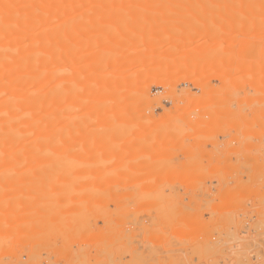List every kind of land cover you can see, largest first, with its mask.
Segmentation results:
<instances>
[{
	"label": "rangeland",
	"instance_id": "rangeland-1",
	"mask_svg": "<svg viewBox=\"0 0 264 264\" xmlns=\"http://www.w3.org/2000/svg\"><path fill=\"white\" fill-rule=\"evenodd\" d=\"M109 1L107 3H105L104 1V4L101 3V1L98 5L96 4L97 1H94V4L96 5L93 6H90V4H92L93 2L89 3V6L92 7V10H95L93 9L94 6L97 8L98 6H101L99 7L101 8V10H98H104V12L106 11V14L101 12L100 15H102V18L99 17L100 19L97 18L95 19L96 21L92 20V15L89 12V9L88 13H86V9L84 10V14L79 13V16L81 17L78 16V13L73 14V12L76 13V10L78 11L79 8L84 6H81V3L78 4L75 3L76 1H72L74 2L73 4H75V7L72 6L73 4L70 1V4L69 2L67 3L70 8L69 6L68 8L65 7V14L69 13V15L64 14V16L67 18H63V20L66 19L67 22L64 20L65 22L63 24L68 23L67 26L69 29H67V26L65 25L66 29L64 28V31H68H66L67 33H64V36L67 37L68 40H66L67 38H65V54L62 66L64 70L67 71L63 70V72H61L62 76L60 74L59 77H56V79L63 77L66 81L70 82V85L68 84L69 86H67V82H64V79V81L61 80L62 78L60 79L61 81H63L62 86L66 88H64V101L67 104V107L66 104H63V106L65 107V123L63 126L64 130L67 129L65 132L63 131V136L67 135V137L64 138L62 136L64 139L63 143L65 141V144L63 146V150H65L66 152H64L65 163H39L34 162V160L26 162L21 161L13 164L0 163V264H254L251 261L252 255H256L258 257L259 264H264V77H262L261 75L263 81L261 80L260 82H258L261 77L257 80V74L252 75V73L259 72V70H256V72L253 71L255 70V68L257 69L256 63L260 62L261 58L258 57V61L257 59L256 61L253 59L255 62L253 60L248 61V59L253 56L252 55L249 57H245L244 60L238 63V66L237 63H231L234 60V56H237L239 53H243L245 47L244 45L247 41V38L245 37H248L249 39L252 38L250 35L251 31L246 30L244 27L249 24V18L247 19L246 17L240 15L239 17H242L243 19H237V17L231 18L233 20L231 22L229 19H223L226 13L224 15L222 13L224 10L228 9L227 7H225L227 5H224L225 2L223 0L222 2L224 3L221 2V4L223 5L220 4L221 0H215L217 2H215L214 0H203V2L205 1V4L201 2L202 0H194L196 2L200 1L199 4H196L197 6L193 4L192 0V2L188 0L187 2L191 3L190 6H192V8L196 12H194V10L190 8L189 4L185 6L187 2L180 3L174 2V0H171V2L177 3L178 5L180 4L184 8L186 7V12L185 9H178L179 7L173 6L176 5L174 3H172L173 5L170 4L171 2L167 4L165 0V2H160L161 0L157 1L159 2L158 4L156 3V0L155 2L154 0L152 2H147L146 0V2L142 0H126V2H122L123 0H111L113 1V3ZM114 1L116 2V4L118 3L117 5H119V7L116 6L115 8ZM207 1V4L209 6H217V8H215L216 10L214 9V7L210 8L211 6H207ZM214 2L217 3L216 6L215 4H211ZM125 3H127L125 5L126 7L123 6ZM147 3L151 5L152 8L150 6H147ZM227 3H229L230 5V2ZM135 5H137L138 8H135ZM231 5L228 7H231ZM89 6L86 8H90ZM222 6L224 7V9L222 8ZM120 7L123 8V10L125 9L126 12L119 9ZM195 7L198 8V10ZM199 7L201 11L199 10ZM219 7L223 11H221ZM238 7V11H240L242 8L240 6ZM236 8L234 7V9ZM113 9L114 11H112ZM142 9L149 10V14L146 15L145 13L147 10L142 11ZM107 10H109V12L112 11L115 14L112 12V14H110ZM150 10L157 11V14H155L154 11L153 13ZM163 10H166L167 12L172 10L173 12H177L173 13V16L176 14H183V17H173L171 16V12L168 13V17H165L167 13H163L165 14L164 16L161 15V13L164 12ZM228 10L229 11H227V14L231 11V9ZM129 11H132L133 13L131 14L129 13ZM158 11L160 12V14H158ZM192 11L195 13L193 16H195L196 18L193 16L184 18V15L186 14L190 16V14H192ZM206 11L207 15L205 14ZM238 11L236 9V11L233 12L236 13ZM107 12L110 15H108ZM119 12L122 13L120 14ZM123 12H125V14ZM135 12H137V15L138 12H145L143 14L146 16L144 18V15L142 14L143 18L139 19L137 15L136 17L132 16ZM213 12H215L216 14H213ZM219 12L223 17L219 15ZM71 13L74 16H70L72 15ZM89 13L90 15H88ZM130 14L131 16H126ZM196 14H199L201 16H196ZM148 15L150 17H148ZM156 15L161 16L157 17ZM215 15L217 19H219L220 16V19L223 20H219L218 22L215 18ZM205 16H207L208 18L210 17L209 20L208 18H206V20L212 23H207L204 19ZM68 17L77 18H75L74 22V20L72 21V18L69 19ZM155 17L157 19H155ZM212 17L214 18L212 19ZM78 18L81 19V21ZM84 18H86V21L88 20V22H86ZM103 18L105 20L107 19L108 21H104ZM160 18L161 21H165L168 18L172 22L165 21L166 23L164 22V25L163 22L160 21ZM174 18H178V21L179 19L182 20V26L184 24L185 25L182 27L180 25L181 23H178V25L177 21L173 22L175 20ZM191 18L194 20H192ZM234 19H236L235 22L238 23L235 24ZM68 20L70 21L68 22ZM224 20H226L225 24L227 25L225 27L223 24ZM245 20L248 21V23H246ZM56 21L59 22L61 20L58 19ZM56 21L51 20L50 24L53 25L52 27L48 21L42 22L40 25H38L39 27L37 29L39 31H41L40 29H47V25L49 24L52 29V33H54V26L56 25H54V22ZM93 21L96 23L98 22L99 24H96ZM117 21H119V23ZM129 21L130 27H128L129 25L127 24L129 23ZM153 21L155 24L152 23ZM192 21H197L195 22L196 26L192 25L194 24V22ZM102 22H106L109 25ZM115 22H117V24ZM187 22L188 24L190 23V27H188ZM240 22L243 29L246 30L244 31V33L243 31H240L242 30ZM219 23L223 24L222 28L220 26L221 24ZM121 24L126 27L124 28V30L120 28L119 25ZM105 25H107L108 28L110 27L112 29L111 32H108L110 29H107L108 31L106 30L107 26L105 27ZM139 25L143 29H135V27H138ZM167 25L171 26L170 31L176 29V31L173 32H180V34L178 32V35H181L180 37L178 36L179 40L177 39V36H175L177 34L173 35L175 36L174 39L173 36L169 38L172 33L170 31H167L168 29L164 30L168 27ZM208 25L209 27L211 25V27L208 28ZM213 25L215 28L218 27V29L216 28V30L218 32L220 30L221 33H218ZM235 25L240 28L235 27ZM75 26L78 27V30H76ZM144 26L147 29H145ZM200 26H202L203 29ZM82 27L83 33L84 29L88 27L103 31L100 32L97 30V34H102H96L97 36H92L94 38L92 39V37L88 35V32L87 34L85 33L86 35L80 32ZM119 28L123 32L120 31ZM159 28L162 29H160L161 32ZM206 28H208V34L206 33ZM256 28L257 26L255 28L253 27L252 31L254 29L255 31H257ZM188 29L195 33H193L191 36L190 32H188ZM212 29H214V32H211ZM114 30H116L115 33L119 31L118 34L115 35L118 40L116 39V37H114L115 33L112 32ZM209 30L211 31L209 32ZM222 30L225 31V35L222 34ZM131 31L134 32H132L133 38H131ZM261 31L264 32V30ZM144 32H146L148 35H145L146 33L144 34ZM162 32H168L171 33V35L167 33L169 36L166 37L167 34H163ZM181 32H183L184 34H182ZM263 32L261 34H264ZM135 33L137 34L134 35ZM157 33H162L164 35L163 37H166L167 40L165 41V39L162 40L160 38H157V41L156 38L155 40H148L149 37L147 36H151V34L155 35ZM201 33L204 34L201 35ZM126 35L128 36V39H126ZM159 35L158 37H160ZM241 35L243 37H240ZM70 36H72L73 39H71ZM134 36H137L138 38ZM144 36L148 39L146 40ZM97 37H99V40H97ZM101 37H103L102 39L104 41L112 42L115 46H113L112 43L108 42L107 44L105 42V44L107 45L105 46ZM151 38H153V36H151ZM134 39H137L138 41ZM143 39L146 41V43ZM189 39L191 40L189 41ZM73 40L74 42H72ZM112 40H114L115 42ZM234 40L236 41V45H238L236 46L234 44V46H236L234 48H236L237 50H234L232 46ZM88 41H93L94 45H97L94 47L95 49L91 48L93 43L90 42L89 45ZM100 41L101 43L99 44ZM118 41H120L121 43H119ZM134 41L141 44H136L133 47L132 44L135 43ZM153 41V45L148 44L153 43ZM168 41L170 42V44H167L169 43ZM227 41L233 51L232 49H229V51L231 50L230 53L224 55L223 51H228ZM127 43H129L128 45L132 46L127 47ZM143 43L146 45H144ZM162 43L168 45L167 47L164 45L163 48H166L165 51L162 48ZM176 43L181 44V46L179 44V46H177ZM117 44L118 46H116ZM156 44L158 45V48L156 47ZM77 45L79 47H77ZM101 45H103V47ZM154 45L156 49L152 48L154 47ZM215 45L218 46L216 47ZM70 46L77 48L75 49L71 47L70 52ZM80 46L82 49L80 48ZM83 46L87 48L85 49L83 48ZM141 46L145 47V49H143ZM219 46L223 51L220 52L221 49H218ZM225 46L226 48H224ZM100 47L103 48V51H105L104 54L106 55L104 59H102L103 61L101 60V57H103V55L102 49ZM104 47H107V49ZM117 47L119 48V50L116 49ZM173 47L174 49L176 48L175 50H178V52L176 51L175 53L174 49H170ZM141 48L143 49V52L141 51ZM197 48H200V50ZM206 48H208V50ZM72 49L74 51H72ZM79 49L81 50L79 51ZM99 49L100 53L98 52ZM129 49H134L135 52H128ZM189 49L193 51L191 52ZM210 49L211 51L208 52ZM123 50L125 54H123ZM147 50H149L150 54H154V57L149 53L147 54ZM201 50L202 52H199ZM154 51L156 53H154ZM187 51L189 53H187ZM214 51L217 53L214 54ZM203 52H205V54ZM206 52L208 53V55ZM232 52H235L233 58ZM109 53L111 54L109 55ZM128 54H131V57H128ZM108 55L110 58L108 57ZM135 55L138 58L135 57ZM161 55L163 57L165 55L166 56L165 58L159 57ZM169 55L175 57L172 58V56ZM216 55L220 56L217 58V60L215 59ZM229 55L232 59L228 58ZM144 56L146 59L143 58ZM156 56L157 58L155 59ZM192 56L197 57H195L196 59H193ZM198 56L201 59H199ZM222 57H224V62L226 59L227 61L230 60V62L228 63L232 64V68L234 66L239 68L237 69L234 67V70H232V68H228L227 61L224 64ZM86 58L88 59V62L86 61L82 63L86 60ZM167 58L169 59L167 60ZM131 59L134 61H132ZM137 59L138 61H136ZM78 61L80 62L78 63L79 65L77 64ZM92 61V65L94 64V72L91 69L93 66L91 65V67H89ZM140 61L142 62V64ZM186 61L187 63L189 62V64H191L192 66L189 64L186 65ZM122 62L125 64L124 67H122ZM148 62H150V64ZM154 62H159L158 64H156V66L159 65L158 68L155 66ZM166 62H168V64ZM54 63L55 61L53 62V64ZM110 63L112 66L110 65ZM121 63L122 65L120 66L119 64ZM144 63L146 64L143 65ZM152 63H154V66ZM196 63H198L199 67L195 68V66L197 65ZM250 63H253L254 66H249ZM169 64L172 69L168 67ZM183 64L186 65L185 68ZM116 65L118 67H116ZM257 65H261V63H257ZM126 66H129L127 69H125L126 71L123 69L124 71L121 70L120 72H118L120 69L126 68ZM149 66L151 67L147 69L146 67ZM99 67L102 68L99 69ZM243 67L245 69L250 68L249 71H247L248 69L246 70L247 72L243 70L246 73L249 72V75L241 70L243 69ZM96 68H98L99 72H97V70H94ZM219 69L222 70L219 71L220 73L217 72ZM69 70L71 72H69L70 74L68 73ZM167 70L169 71L167 72ZM227 70H232L234 74L232 72H228ZM105 71H107V73H110H106L107 78L109 77L110 80L111 78H114L111 81L109 79H106L108 83L105 81ZM185 71L189 72L187 73ZM192 71H194V73ZM96 72L98 73L97 75H95ZM130 72H133L132 75L134 79L132 78ZM72 73L77 77H74ZM80 73V77H83L84 79H80ZM117 73H121V76ZM177 73H179V75ZM226 73L229 74L230 77ZM239 73L240 75L241 73H245L246 75H244L246 77L243 74L236 77V75ZM100 74L102 75V77ZM125 74H127V77L125 76ZM128 74H130V76H128ZM135 74L139 77V81L141 79V84H136L138 83V81H136L138 77H136ZM195 74H198L201 77H196L197 75L195 76ZM232 74L235 78L232 76ZM173 75L175 77H173ZM55 76H53L54 80ZM239 76L243 77L240 78ZM124 77H126L127 80L131 82V84L130 82L126 81ZM178 77L182 78L183 80H178ZM147 78L148 81L146 82ZM189 78H191L192 80ZM193 78H199L198 80H195L198 82H194ZM225 78H227L228 81L224 80ZM246 78L248 79V81ZM116 79L119 84L115 82ZM169 79L171 82L169 81ZM202 79L205 80L201 81ZM239 79L241 80L238 81ZM86 80H88L89 82ZM163 81H165L167 84L163 83ZM79 82H82L83 84L81 85V83L79 84ZM90 82L92 83V85L89 84ZM127 82L128 86L126 85L122 87V85H125ZM199 82H202V85H204L205 82L209 83H205V85L202 86ZM73 83L75 90L72 88ZM112 83L113 85H110ZM108 84L110 85V88L108 87ZM133 84H135L136 86L138 85V87H136L135 85V88L130 87L133 86ZM75 85L77 86L75 87ZM94 85L97 86L94 87ZM118 85L121 86L122 89L125 88L126 91L119 88ZM117 87L119 91L121 89L120 92H117ZM181 87H183L184 89ZM78 88H81V91L77 90ZM99 88L100 91L104 92L103 95L107 94L108 97H102V95L100 94L102 92L99 93L98 91ZM248 88L249 90H247ZM138 89H142V92H140V90L137 93ZM236 89H238V91L234 92ZM69 91H71V93H69ZM77 91L79 94L77 93ZM91 91H98V95ZM105 91L112 92L110 93L111 97L110 95H108V93H105ZM128 91H132V95H128ZM159 91L166 93L168 91L167 94L169 95H165L164 93H160ZM228 91L231 92L230 94L233 95V97L229 94ZM203 92L204 94H206V92L208 94L203 95ZM247 92L250 94H248ZM65 93L68 96L65 95ZM144 93L147 94L145 95ZM71 94H74V96ZM177 94L180 95V98ZM228 94L230 95V97H232L231 99ZM220 95L222 96V98H219ZM129 96L131 98H129ZM138 96L142 98L144 97L142 99L143 101H141L142 104L140 103L141 99L140 97L138 98ZM83 97L87 100H85ZM100 97H102L106 101H97L102 100V98ZM80 98L86 101L83 102L81 100L82 103L87 104H82L81 102H79ZM127 98H129V101H127ZM134 98L136 99L134 100ZM125 100L128 103V110L127 107H124V109H122L124 106L123 102H125ZM93 101L95 102V104H89L91 106H88V103H93ZM131 101H134V104ZM129 102L132 105H130ZM101 103H103L104 105V107L102 105L103 109L101 107ZM105 104H107L108 106L106 107ZM86 105L90 107V109ZM93 105H96V107H93ZM113 105L115 107V110L114 108H112ZM141 105H144L142 110L141 107H139ZM84 106L88 108V110L87 108H85L87 111H85V109L82 110ZM131 106L133 107L131 108ZM105 108L109 109H106L108 112L112 109V111L109 113L110 115H115V118H113L114 120L107 117L109 116V113H107ZM137 108H140L139 110L141 111L137 112ZM82 111H85L83 112L84 114H87L89 112L87 114L88 116L81 115L83 114ZM66 113H68L69 116ZM99 115H104V117H106L103 118ZM112 115L110 117H113ZM81 116H85V121H88L89 124L86 123L84 121V118L82 119ZM89 116L91 117L89 118ZM93 116L96 122L93 120ZM74 118H77V122ZM79 118L80 120H78ZM99 118L103 121H106V125L107 122L110 121L111 123H108L109 127H105L106 125L102 126L100 124L101 121ZM118 118H120V122H117ZM68 120L70 121V123H68ZM122 121L123 123H127L120 124L122 123ZM67 123L71 124L74 130L71 129L72 127L70 128ZM72 123H74V125ZM65 124L67 125V127H65ZM77 124H81L80 126L85 128L84 130L88 128L86 132H89V129L92 132H89L90 134H87L85 131H83V129L82 131H80L81 127H79ZM116 125H120L118 126L119 130L117 129ZM90 126L96 127L92 129ZM109 128L113 129L111 130ZM73 131H75L76 134ZM72 132L75 135L70 134ZM77 132H79V134ZM94 133H96V135ZM101 133L105 134V138L101 136L103 135ZM110 134L115 138H113ZM121 134L124 137H122ZM87 135H91V138L88 139L89 137H87ZM68 136H70L72 139L70 138V140ZM82 136H84L86 139H84V137ZM73 137L75 139H79L75 140L77 141V146L74 145L75 141H73ZM103 138L105 140L108 139L107 143L104 142L105 140ZM100 139H103L104 141H99ZM111 139L113 140V142ZM90 140L91 144H89ZM110 140L112 143L109 142ZM98 141L100 142V144L98 143ZM67 143L70 146L67 145V147ZM69 143H72V145ZM108 144H112L111 146L117 149L106 147L109 146ZM113 144L115 146H113ZM84 145H89V149H87L88 146H85L84 148ZM101 145L106 148L103 149ZM69 147H74V150L70 149L71 153H73L74 155L69 153V150H66L69 149ZM79 149L80 152H76L79 151ZM86 149L88 150V152ZM97 149L100 150L98 151ZM24 150L26 151V149ZM24 150H21V152H23ZM10 151L11 150H7V152ZM92 153L93 155L91 156ZM106 153L108 156L105 155ZM75 154L78 157H75ZM82 155L83 157H85V159H88H83V157H81ZM103 155L105 157H102ZM93 156L95 158L97 156L101 158L100 161L99 158H96V160ZM91 157H93V159H91ZM76 158L79 160H77ZM69 159L71 161H77H73L72 163H70L71 161H69ZM102 159L103 161H101ZM68 161L69 163H67ZM101 171H103L104 173L106 172L107 174L104 175ZM9 172L11 173V175H8ZM206 214H209V217H206ZM241 256H246L247 262H240V260L238 259ZM196 257L199 258L198 262L195 261Z\"/></svg>",
	"mask_w": 264,
	"mask_h": 264
},
{
	"label": "bare ground",
	"instance_id": "bare-ground-1",
	"mask_svg": "<svg viewBox=\"0 0 264 264\" xmlns=\"http://www.w3.org/2000/svg\"><path fill=\"white\" fill-rule=\"evenodd\" d=\"M70 1H71V3L73 4L74 2H72V1H76L75 3H81V6L82 5H84L83 7H81V8H79L78 9V11L76 10V13L75 12H73V14H77L78 13V16L80 15L79 13H82V14H84V10L86 9V13H88V9H89V12L91 13V18H92V20H95V19H97V18H99V17H101L102 15H100V13L101 12H103V13H105L104 12V10L103 11H99L98 9H100L101 10V8H99V7H101V6H98V8L97 7H95L94 6V8L93 9H95V10H92V7H90V6H93V5H98L99 4V2H101V3H103L104 1H105V3H107L108 1L107 0H0V163H7V164H13V163H18V162H21V161H24V162H26V161H31V160H34V162H39V163H55V162H64L65 163V157H64V152H65V150H63L64 149V144H65V141H64V143H63V137L65 138V137H67V135L65 136H63V133L67 130L66 128V130H64V123H65V121H64V119H65V107L63 106V104L65 105L66 103H65V98H64V91H65V87H63L62 86V82L65 80V78H63V77H60L59 79L57 78L56 79V77H59L60 76V74H61V72H63V70H64V68H63V60H64V54H65V38H67V37H65L64 36V33H67L66 31H68V30H66V31H64L66 28H65V25L67 26V24L65 23V24H63L65 21H66V19H64L63 20V18H67V17H65L64 16V14H65V7H67L68 8V2H69V4H70ZM81 1V2H80ZM82 1H83V4H82ZM94 1H99L98 3L96 2V4H94ZM107 1V2H106ZM111 1V0H110ZM109 1V2H110ZM116 1V0H115ZM114 1V3H115V8H116V6H118L119 7V5H117L116 4V2ZM137 1V0H136ZM142 1H144V2H152L153 0H142ZM157 1H160V0H156V3L158 4L159 2H157ZM164 0H161L160 2H163ZM166 2H167V4L168 3H170L171 2V0H165ZM164 1V2H165ZM188 0H179V1H175L174 0V2H180V3H186ZM191 1V0H190ZM193 1V4L194 5H196V4H199L200 3V1H194V0H192ZM191 1V2H192ZM215 1V0H214ZM218 1H220V0H218ZM224 2H225V4L224 5H227V6H225V7H227L228 9H231V11L230 12H228V14H227V11H229L228 9H226V10H224V11H226V12H224L223 10H221L220 9V7H219V9L221 10V11H223V15H224V17L222 16V14L220 13L219 15L220 16H222L223 17V19H229L230 20V22L231 21H233L231 18H236L237 17V19H239L240 17V15L241 16H243V17H246L248 20H249V24L247 25V26H244L245 27V29L246 30H248V31H251L250 32V35H251V37L252 38H248V37H245V38H247V41H246V43H245V47H244V50H243V53H239L237 56H234V53L236 52H232V58H233V56H234V60L231 62L232 64H235V63H237V66H238V63H240L242 60H244V58L245 57H249V56H252V57H250V59H248V61L249 60H255L256 61V59L258 58V57H260L261 59H260V62H257L258 64H260L261 63V65H257V63H256V67H257V69L255 68V70L253 71V72H256V70L258 71L259 70V72L261 71V70H263V71H261L260 72V74H259V72H256V73H252V75L254 74V75H256V77H257V80L261 77V75H262V77H264V34H261L263 31H261V30H264V0H223ZM230 2V5H231V7H228V6H230L229 5V3H227V2ZM91 2H93L92 4H90V6H89V3H91ZM112 3H113V1H111ZM122 2H126V0L124 1H122ZM133 2V1H132ZM154 2H155V0H154ZM174 2H171L170 4L171 5H173L172 3H174ZM201 2H203V0L201 1ZM205 2V1H204ZM203 2V4H205ZM215 2H217V1H215ZM211 3L212 5L213 4H215V6H216V4L217 3ZM221 2H222V0L220 1V4H221ZM224 2H222V3H224ZM100 3V4H101ZM139 3V2H138ZM155 3V4H156ZM208 3V1L206 2V4ZM104 4V3H103ZM120 4V3H119ZM127 3H125L123 6H125ZM128 4H129V2H128ZM133 4V3H132ZM144 4V3H143ZM156 4V5H157ZM174 4H176V5H173V6H175V7H179L178 9H185L184 7H182L180 4L178 5L177 3H174ZM189 4V6L191 5V3L190 2H187V4H185V6L186 5H188ZM202 4V5H203ZM114 5V4H113ZM178 5V6H177ZM221 5H223V4H221ZM72 6H75V4H73ZM90 7V8H86V7ZM128 6V5H127ZM147 6H150L151 7V5H149L148 3H147ZM197 6V5H196ZM207 6H209L208 4H207ZM211 6V5H210ZM209 6V7H210ZM236 6H237V8H236ZM238 6H240L242 9L240 10V11H238ZM76 7V6H75ZM74 7V8H75ZM126 7V6H125ZM135 8L137 7V5H135L134 6ZM134 7H132V8H134ZM160 7V6H159ZM165 7H166V5H165ZM208 7V8H209ZM212 7H214V5L213 6H211L210 8H212ZM234 7L237 9V11L238 12H236V13H234L235 11H236V9H234ZM69 8H70V6H69ZM96 8H97V10H96ZM111 8V7H110ZM130 8V7H129ZM138 8V7H137ZM152 8V7H151ZM172 8H174V7H172ZM188 8V7H187ZM190 8H192V6H190ZM189 8V9H190ZM196 8V7H195ZM204 8H205V5H204ZM215 8H217V6L216 7H214V9ZM222 8L224 9V7L222 6ZM73 9V8H72ZM91 9V10H90ZM119 9H121L122 11H125L126 12V10L124 9L123 10V8H119ZM154 9V8H153ZM160 9H162V8H160ZM177 9V10H178ZM193 9V8H192ZM197 10H198V8H196ZM70 10V9H69ZM131 10V9H130ZM140 10H141V7H140ZM147 9H142V11H146ZM166 10H167V8H166ZM166 10H163L164 12H162L161 13V15H165L166 13V15H165V17H168V13H170L171 12V16H173V13H177V12H173L172 10H170L169 12H167ZM169 10V9H168ZM174 10H176V9H174ZM191 10V9H190ZM194 10V9H193ZM199 10H200V7H199ZM216 10V9H215ZM218 10V9H217ZM234 12H233V11ZM67 11V10H66ZM72 11V10H71ZM74 11V10H73ZM108 12H109V10H107ZM112 11H114V9L112 10ZM111 11V12H112ZM120 11V10H119ZM141 11V12H142ZM150 11H152V10H150ZM154 11V10H153ZM152 11V12H153ZM166 11V12H165ZM179 11V10H178ZM182 11V10H181ZM201 11V10H200ZM108 12H107V14H108ZM109 12L110 14H112V13H114V12ZM125 12H123L124 14H125ZM141 12H138V15L136 14L137 12H135L132 16H135L136 17V15H137V17H139V19L140 18H143V13H145V12H143V13H141ZM149 12V10H147L146 11V15L147 14H149L148 13ZM151 12V13H152ZM155 12V14H157L156 12L157 11H154ZM153 12V13H154ZM185 12H186V9H185ZM194 12H196L195 10H194ZM193 11H192V14H190V16L188 15V14H186V15H188V16H186V15H184V18L186 17H192L195 13H194ZM210 12V11H209ZM67 13V12H66ZM90 13L88 14V15H90ZM102 13V14H103ZM117 13V12H116ZM120 13V12H119ZM122 13V12H121ZM120 13V14H121ZM129 13H133L132 11L130 12L129 11ZM151 13H150V15H151ZM152 13V14H153ZM163 13H165V14H163ZM199 13V12H198ZM203 13V12H202ZM215 12H213V14H214ZM230 13V14H229ZM234 13V14H233ZM238 13V14H237ZM68 15H69V13H67ZM67 14H65V15H67ZM72 14V13H71ZM70 15V16H74V15ZM106 14V13H105ZM104 14V15H105ZM110 14H108V15H110ZM115 14V13H114ZM113 14V15H114ZM131 14L130 15H126V16H131ZM143 14V15H142ZM154 14V15H155ZM158 14H160V12L158 11ZM206 15H207V11H206V13H205ZM212 14V13H211ZM216 14V13H215ZM142 15V16H141ZM146 15H144V18H145V16ZM153 15V16H154ZM161 15H156L157 17L158 16H161ZM199 15V14H198ZM197 14H196V16H198ZM202 15H204V14H202ZM218 15V16H219ZM236 15V16H235ZM64 16V17H63ZM162 16V17H163ZM175 17L176 16H182L183 17V14H176V15H174ZM173 16V17H174ZM199 16H201V15H199ZM208 16H209V13H208ZM220 16H219V19H217V17H216V15H215V18H216V20L219 22V20H223V19H220ZM79 17H81V16H79ZM111 17V16H110ZM118 17V16H117ZM148 17H150L149 15H148ZM169 17H170V15H169ZM173 17H172V20H173ZM193 17H195V16H193ZM204 17V16H203ZM53 18H54V20L56 21V20H58V19H60L61 21H63V22H61V21H59V22H54V25L56 24H58L56 27L54 26V28L56 29H54V33H52V29H51V27L53 26V25H51L50 23H51V20L52 21H54L53 20ZM57 18V19H56ZM69 18V17H68ZM72 18V21L74 20V22H75V18H77V17H71ZM71 18H69V19H71ZM89 18H90V16H89ZM102 18V17H101ZM108 18V17H107ZM115 18V17H114ZM126 18V17H125ZM179 18V17H178ZM177 18V19H178ZM196 18V17H195ZM206 18H208L207 16H205V20H206ZM210 18V17H209ZM209 18H208V20H209ZM214 17H212V19H213ZM79 19V18H78ZM78 19H76V20H78ZM85 19V21H86V18H84ZM100 19V18H99ZM104 19V18H103ZM118 19V18H117ZM121 19V18H120ZM134 19V18H133ZM149 19V18H148ZM155 19H157L156 17H155ZM165 19V18H164ZM168 19V18H167ZM165 20V21H167V22H169V21H171L170 19H168V20ZM175 19V18H174ZM177 19H175L173 22H176L177 21V24L179 23H181L180 25L182 26V20H180L179 19V21L177 20ZM192 19V18H191ZM190 19V20H191ZM240 19H243L242 17L240 18ZM80 21H81V19H79ZM112 20V19H111ZM110 20V21H111ZM123 20V19H122ZM129 20V19H128ZM163 20V19H162ZM189 20V19H188ZM192 20H194V19H192ZM208 20H206V22L208 23H212V22H210V21H208ZM235 20L236 19H234V23L236 24V23H238V22H235ZM46 21H48L49 22V24L51 25V27H50V25L48 24L47 26H48V28L47 29H40L41 31H39L37 28L39 27L38 25H40L42 22H46ZM70 20H68V22H69ZM96 21V20H95ZM101 21V20H100ZM104 21H108L107 19L105 20L104 19ZM160 21H161V18H160ZM165 21H161V22H163V24L165 25ZM214 21H215V19H214ZM225 21L226 20H224V27L225 26H227L226 24H225ZM239 21V20H238ZM67 22V21H66ZM83 22V21H82ZM86 22H88V20L86 21ZM94 22V21H93ZM118 23H119V21H117ZM117 22H115L116 24H117ZM122 22V21H121ZM120 22V23H121ZM146 22V21H145ZM165 22V23H164ZM172 22V21H171ZM170 22V23H171ZM192 22H194V24H192V25H195V22H197V21H192ZM198 22H199V20H198ZM202 22V21H201ZM229 22V21H228ZM228 22H226V23H228ZM241 22H244V21H241ZM241 22H240V26H241ZM245 22L246 23H248V21H246L245 20ZM94 23H96V22H94ZM102 23H106V22H102ZM101 23V24H102ZM134 23V22H133ZM153 24H155L154 23V21L152 22ZM157 23H159V22H157ZM186 23V22H185ZM74 24V23H73ZM82 24V23H81ZM87 24H89V23H87ZM87 24H86V26H87ZM96 24H99L98 22L96 23ZM107 24V23H106ZM124 24V23H123ZM128 25L130 24V21H129V23H127ZM147 24V23H146ZM168 24V23H167ZM172 24V23H171ZM178 24V25H179ZM184 24V23H183ZM190 24V23H189ZM188 24V22H187V25H188V27H190V25ZM201 24V23H200ZM203 24V23H202ZM219 24H221V23H219ZM223 24H221L220 26H221V28H222V26H223ZM63 25H64V27H63ZM107 25H109V24H107ZM107 25H105V27L107 26ZM125 25V24H124ZM124 25H119L120 26V28H122V30H124V28H126V27H124ZM133 25V24H132ZM131 25V26H132ZM143 25H145V24H143ZM169 25V24H168ZM167 25V26H168ZM176 25V24H175ZM185 25V24H184ZM183 25V26H184ZM205 25H206V23H205ZM233 25V24H232ZM91 26V25H90ZM122 26V27H121ZM136 26V25H135ZM140 26V25H139ZM135 27V29H138L139 28V30H140V28H142L141 26L140 27ZM149 26V25H148ZM155 26V25H154ZM159 26V25H158ZM182 26V27H183ZM196 26V25H195ZM215 26H216V24H215ZM217 26H219V25H217ZM257 26V28H256V30L257 31H255V29L252 31V29H253V27L255 28ZM103 27H104V25H103ZM103 27H102V29H103ZM111 27H112V25H111ZM117 27H118V25H117ZM128 27H130V25L128 26ZM157 27V26H156ZM165 27V26H164ZM180 27V26H179ZM186 27V26H185ZM199 27V26H198ZM201 28H202V26H200ZM206 27H207V25H206ZM210 27H211V25H210ZM209 27V25H208V28H210ZM213 27H214V25H213ZM212 27V28H213ZM235 27H238V26H236L235 25ZM234 27V28H235ZM242 27V26H241ZM65 28V29H64ZM75 28H76V30H78V27H76L75 26ZM80 28V27H79ZM85 28V27H84ZM95 28H96V26H95ZM95 28H91V27H88V28H86V29H84V33H83V27L81 28V31L80 32H82L83 34H87V32H88V35L89 36H93V37H96L98 34L100 35V34H102V33H98L97 34V30L98 29H96L95 30ZM98 28V27H97ZM100 28H101V26H100ZM99 28V29H100ZM119 28V30L120 31H122L121 29ZM144 28L145 29H147L145 26H144ZM208 28H206V33L208 32ZM215 28V27H214ZM217 29H218V27H216ZM216 28H215V30H216ZM233 28V27H232ZM238 28H240V27H238ZM67 29H69L68 28V26H67ZM107 29H110L109 31L107 30ZM132 29H134V28H132ZM143 29V28H142ZM149 29V28H148ZM161 28H159V30H160ZM164 29V28H163ZM166 29H168L167 31H170V29H171V26H168L167 28H165L164 30H166ZM172 29H173V27H172ZM180 29V28H179ZM200 29V28H199ZM203 29V28H202ZM227 29H228V27H227ZM36 30H37V32H36ZM106 30L108 31V32H111V28L109 27L108 28V26L106 27ZM162 30V29H161ZM161 30H160V32H161ZM184 30V29H183ZM189 30V29H188ZM214 29H212V31L211 30H209V32L211 31V32H214L213 31ZM230 30V29H229ZM233 30V29H232ZM236 30V29H235ZM246 30H244L243 29V27H242V30H240L241 32L243 31V33H244V31H246ZM259 30V31H258ZM51 31V32H50ZM86 31V32H85ZM98 31H100V30H98ZM103 31V30H102ZM102 31H100V32H102ZM115 31L116 30H114V31H112L113 33H115ZM147 31V30H146ZM149 31V30H148ZM153 31H154V29H153ZM173 31H176V29H174ZM173 31H170L171 33H172V35H171V33H168V34H170L171 36H169L166 32L165 33H163V34H167V36L166 37H168L169 36V38L170 37H172L173 35H175V34H177V35H175V36H177V39H178V36L180 37L181 35H178V32L176 33V32H173ZM185 31V30H184ZM217 31V30H216ZM239 31V32H240ZM73 32V31H72ZM106 32V31H105ZM119 32V31H118ZM118 32H116L115 34H114V37H116L115 35L116 34H118ZM123 32V31H122ZM132 32L133 31H131V34H132ZM159 32V31H158ZM188 32H190V34H191V36H192V34L193 33H195V32H192V31H188ZM204 32V31H203ZM218 32V31H217ZM219 32L221 33V31L219 30ZM218 32V33H219ZM224 32L225 31H223L222 30V34L223 35H225L224 34ZM236 32V31H235ZM234 32V33H235ZM77 33V32H76ZM104 33V32H103ZM125 33V32H124ZM134 33V32H133ZM146 32H144V34H145ZM161 33V34H162ZM174 33V34H173ZM182 34H184L183 32H181ZM228 33V32H227ZM231 33V32H230ZM229 33V34H230ZM264 33V32H263ZM85 34V35H86ZM97 34V35H96ZM109 34H112V33H109ZM108 34V35H109ZM129 34H130V32H129ZM128 34V35H129ZM137 33H135L134 35H136ZM153 34V33H152ZM151 34V36H153V38H151V36L149 35V36H147V37H149V39L148 38H146L145 36V39L147 40H150V39H154L155 40V38H156V41L158 40L157 38H160V39H165V41L167 40V38L165 37H163L164 35L162 34H160V33H157L160 37H158V35L157 34H155V35H157V36H155V35H152ZM179 34H180V32H179ZM186 34V33H185ZM204 33H201V35H203ZM208 34V33H207ZM210 34H213V33H210ZM209 34V35H210ZM246 34V33H245ZM66 35H69V34H66ZM82 35V34H81ZM88 35H87V37H88ZM96 35V36H95ZM123 35V34H122ZM140 35V34H139ZM145 35H148L147 33L145 34ZM228 35V34H227ZM226 35V36H227ZM237 35H239V34H237ZM242 35H244V34H242ZM240 36V37H243V36ZM250 35H248V36H250ZM84 36V35H83ZM106 36V35H105ZM104 36V37H105ZM127 36V35H126ZM125 36V37H126ZM155 36V37H154ZM175 36H173V39L175 38ZM183 36V35H182ZM194 36V35H193ZM198 36V35H197ZM196 36V37H197ZM225 36V37H226ZM229 36V35H228ZM231 36V35H230ZM247 36V35H246ZM69 37V36H68ZM71 37V39H73L72 38V36H70ZM74 37V36H73ZM92 37V39H94ZM100 37V36H99ZM99 37H97L98 39L97 40H99ZM109 37H111V36H109ZM119 37V36H118ZM129 37H131V36H129ZM134 37H137V36H134ZM141 37V36H140ZM162 37V38H161ZM185 37H187V36H185ZM216 37V36H215ZM234 37V36H233ZM238 37V36H237ZM78 38H79V36H78ZM85 38V37H84ZM90 38V37H89ZM103 37H101V39H102ZM123 38V37H122ZM131 38H133V34H132V37ZM138 38V37H137ZM168 38V39H169ZM214 38V37H213ZM217 38H218V36H217ZM216 38V39H217ZM220 38V37H219ZM86 39V38H85ZM110 39H113V38H110ZM116 39H117V37H116ZM126 39H128V36H127V38ZM125 39V40H126ZM159 39V40H160ZM172 39V38H171ZM176 39V40H177ZM183 39H184V37H183ZM234 39V38H233ZM249 39V40H248ZM66 40H68V38L66 39ZM74 40H76V39H74ZM74 40L72 41V42H74ZM80 40V39H79ZM87 40V39H86ZM89 40V39H88ZM96 40V39H95ZM103 40V39H102ZM118 40V39H117ZM119 40H120V38H119ZM124 40V39H123ZM133 40V39H132ZM134 40H137V39H134ZM140 40V39H139ZM144 40V39H143ZM152 40H151V42H152ZM179 40V39H178ZM187 40V39H186ZM185 40V41H186ZM191 39H189V41H190ZM193 40V39H192ZM235 40H237V39H235ZM233 41L234 43L232 44V46H233V49L234 50H237L236 48H234V47H236V46H238V45H236V41ZM240 40V39H239ZM82 41V40H81ZM112 41H114V40H112ZM138 41V40H137ZM175 41V40H174ZM242 41V40H241ZM78 42V41H77ZM90 42H92L93 44H92V47L91 48H93V49H95L94 47L95 46H97V45H94V42L93 41H90ZM90 42L88 41V43H89V45H90ZM103 42H104V45L105 46H107L106 44H107V42L108 43H112V42H109V41H104L103 40ZM105 42H106V44H105ZM115 42V41H114ZM119 43H121L120 41H118ZM127 42H128V40H127ZM135 43L134 44H132L133 45V47H134V45H136V44H141V43H136V41H134ZM144 42L146 43V41L144 40ZM169 42V41H168ZM211 42V41H210ZM213 42V41H212ZM215 42V41H214ZM101 43V41L99 42V44ZM123 43V42H122ZM130 43V42H129ZM129 43H127V47L128 46H132V45H128ZM148 43V42H147ZM161 43V42H160ZM165 43H167V42H165ZM172 43H174V42H172ZM180 43V42H179ZM178 43V44H179ZM223 43V42H222ZM74 44V43H73ZM144 44V43H143ZM148 44H150V45H153L154 44V41H153V43H148ZM147 44V45H148ZM159 44V43H158ZM163 44V43H162ZM167 44H170V42L169 43H167ZM177 44V43H176ZM177 44V46H181V44H179L178 45ZM211 44V43H210ZM227 44H228V46H227V50L228 51H223L222 49H221V45H223V44H221L219 47H218V49H221L220 50V52L221 51H223V54L225 55V54H229L230 53V51H229V49H232V48H230V44L228 43V41H227ZM234 44L236 45V46H234ZM238 44V43H237ZM72 45V44H71ZM80 45V44H79ZM112 45H113V43H112ZM122 45V44H121ZM126 45V44H125ZM144 45H146V44H144ZM164 45L165 44H163V46H162V48L164 47ZM183 45V44H182ZM200 45V44H199ZM205 45H206V43H205ZM214 45V44H213ZM242 45V44H241ZM73 46V45H72ZM72 46H70V52H71V47ZM75 46V45H74ZM102 47H103V45H101ZM108 46H109V44H108ZM113 46H115V45H113ZM112 46V47H113ZM116 46H118V44L116 45ZM158 45L156 44V47H157ZM161 46H159V47H161ZM166 47L168 46V45H165ZM170 46V45H169ZM186 46V45H185ZM188 46V45H187ZM204 46V45H203ZM202 46V47H203ZM216 46V45H215ZM218 46V45H217ZM216 46V47H217ZM226 46L224 47V48H226ZM69 47V46H68ZM77 47H79L78 45H77ZM76 47V48H77ZM89 47V46H88ZM102 47H100L101 49H102V55H103V57H101V54H100V57H101V60L102 59H104V57L106 56L104 53H105V51H103V48ZM137 47H138V45H137ZM140 47V46H139ZM142 47V46H141ZM148 47V46H147ZM152 47V46H151ZM171 47V46H170ZM176 47V46H175ZM190 47V46H189ZM197 47V46H196ZM215 47V48H216ZM72 48H75V47H72ZM75 48V49H76ZM80 48H81V46H80ZM83 48H85L84 46H83ZM87 48V47H86ZM85 48V49H86ZM96 48H99V47H96ZM104 48H106L107 49V47H104ZM126 48V47H125ZM143 49H145V47H142ZM141 48V51L143 50ZM150 48V47H149ZM153 49H156L155 48V45H154V47H152ZM158 48V47H157ZM181 48V47H180ZM208 48H209V46H208ZM208 48H206L207 50H208ZM213 48V47H212ZM82 49V48H81ZM81 49H79V51L81 50ZM84 49V50H85ZM93 49H91V50H93ZM109 49V48H108ZM114 49V48H113ZM117 50H119V48L117 47L116 48ZM138 49V48H137ZM152 49V50H153ZM161 49V48H160ZM164 49V51L166 50V48H163ZM170 49H174V47L173 48H170ZM176 49V48H175ZM174 49V50H175ZM182 49H183V46H182ZM197 49H199L200 50V48H197ZM203 49V48H202ZM233 49H232V51H233ZM88 50H89V48H88ZM87 50V51H88ZM116 50V51H117ZM126 50V49H125ZM140 50V49H139ZM190 51H191V49H189ZM195 50V49H194ZM207 50H204V51H207ZM72 51H74L73 49H72ZM127 51V50H126ZM130 51H134V49L132 50V49H129V51L128 52H130ZM156 51V50H155ZM154 51V53H156ZM170 51V50H169ZM176 51L178 52V50H175V53H176ZM193 51V50H192ZM191 51V52H192ZM211 51V49L208 51V52H210ZM241 51V50H240ZM82 52V51H81ZM84 52V51H83ZM93 52V51H92ZM94 52H95V50H94ZM99 53H100V49H99V51H98ZM114 52V51H113ZM123 52V54H125V52H124V50L122 51ZM135 52V51H134ZM143 52V51H142ZM147 52V54L149 53V50H147L146 51ZM199 52H202V50L201 51H199ZM215 52V51H214ZM225 52V53H224ZM67 53H68V50H67ZM86 53V52H85ZM118 53H120V52H118ZM118 53H116V54H118ZM133 53V52H132ZM138 53V52H137ZM136 53V54H137ZM174 53V52H173ZM180 53H182V52H180ZM187 53H189L188 51H187ZM204 54H205V52H203ZM207 53V52H206ZM213 53V52H212ZM217 52H215L214 54H216ZM79 54H81V53H79ZM92 54V53H91ZM98 54V53H97ZM111 53H109V55H110ZM150 54V53H149ZM158 54V53H157ZM169 54V53H168ZM168 54H167V56H168ZM179 54V53H178ZM191 54V53H190ZM214 54H213V56H214ZM220 54V53H219ZM222 54V55H223ZM72 55H73V53H72ZM109 55H108V57H109ZM118 55H120V54H118ZM117 55V56H118ZM131 55V54H130ZM129 54H128V57H131ZM141 55V54H140ZM144 55V54H143ZM142 55V56H143ZM150 55H153V57H154V54H150ZM149 55V56H150ZM189 55V54H188ZM200 55V54H199ZM207 55H208V53H207ZM210 55V54H209ZM79 56V55H78ZM112 56V55H111ZM127 56V55H126ZM138 56H139V54H138ZM166 56V55H165ZM165 56L163 57L162 55L161 56H159V57H163V58H165ZM169 56H172V55H169ZM182 56V55H181ZM184 56V55H183ZM80 57V56H79ZM79 57H78V59H79ZM135 57H137L136 55H135ZM173 57H175V56H172V58ZM185 57H187V56H185ZM193 57V56H192ZM195 57H197V56H195ZM195 57H193V59L195 58ZM218 57H220V56H217L216 55V60H217V58ZM231 56L229 55V57L228 58H230ZM81 58V57H80ZM89 58V57H88ZM94 58V57H93ZM110 58V57H109ZM119 58V57H118ZM138 58V57H137ZM142 58V57H141ZM143 58H145V56L143 57ZM150 58V57H149ZM157 58V56L155 57V59ZM171 58V57H170ZM198 58H199V56H198ZM197 58V59H198ZM211 58H213V57H211ZM223 58L224 57H222V60H223ZM227 58V57H226ZM232 58H230V59H232ZM73 59H74V57H73ZM96 59V58H95ZM112 59V58H111ZM146 59V58H145ZM169 58H167V60H168ZM175 59V58H174ZM181 59V58H180ZM182 59H183V57H182ZM181 59V60H182ZM189 59V58H188ZM187 59V60H188ZM192 59V58H191ZM192 59V60H193ZM196 59V58H195ZM199 59H201V58H199ZM84 60V59H83ZM88 59L86 58V60L85 61H83L82 63H84V62H86ZM122 60V59H121ZM120 60V61H121ZM132 60V59H131ZM171 60V59H170ZM173 60V59H172ZM178 60V59H177ZM185 60H186V58H185ZM211 60H213V59H211ZM216 60H215V62H216ZM253 60V61H254ZM259 59H257V61H258ZM55 61V65L53 64V62ZM76 61V60H75ZM94 61V60H93ZM93 61L91 62V64H90V66L89 67H91V65H92V63H93ZM103 61V60H102ZM125 61V60H124ZM132 61H134V60H132ZM136 61H138V59L136 60ZM157 61V60H156ZM155 61V62H156ZM160 61H161V59H160ZM176 61V60H175ZM183 61V60H182ZM190 61V60H189ZM197 61V60H196ZM227 61V59L225 60V62ZM254 61V62H255ZM262 61V62H261ZM88 62V61H87ZM108 62V61H107ZM141 62V61H140ZM154 62V63H155ZM169 62H171V61H169ZM179 62V61H178ZM198 62V61H197ZM223 62H224V60H223ZM225 62H224V64H225ZM228 62H230V60L229 61H227V63ZM252 62V61H251ZM253 62V63H254ZM78 63H80L79 61L77 62V64ZM81 63V64H82ZM106 63V62H105ZM118 63V62H117ZM123 63V62H122ZM122 63L121 64H119L120 66L122 65ZM149 64H150V62H148ZM154 63H152L153 64V66H154ZM159 63V62H158ZM158 63H155V66H156V64H158ZM167 64H168V62H166ZM186 63V65H188L189 64V62L187 63V61L185 62ZM208 63V62H207ZM210 63V62H209ZM220 63V62H219ZM231 63H228L227 65H228V68H232L231 67ZM253 63H250V65L249 66H254L253 65ZM67 64H68V61H67ZM66 64V65H67ZM102 64H103V62H102ZM131 64V63H130ZM134 64H136V63H134ZM141 64H142V62H141ZM146 63H144L143 65H145ZM178 64V63H177ZM197 65L195 66V68L196 67H199L198 66V63H196ZM248 64V63H247ZM54 65V66H53ZM73 65V64H72ZM72 65H70V66H72ZM79 65V64H78ZM85 65V64H84ZM97 65V64H96ZM110 65H111V63H110ZM115 65V64H114ZM173 65V64H172ZM175 65H176V63H175ZM184 65V64H183ZM186 65H184V68H185V66ZM189 65H191V64H189ZM195 65V64H194ZM76 66V65H75ZM81 66V65H80ZM93 67L91 68L92 69V71H93V68H94V64L92 65ZM101 66V65H100ZM103 66V65H102ZM104 66H105V64H104ZM112 66V65H111ZM119 66V67H120ZM125 66V64L123 63V66L122 67H124ZM159 66V65H158ZM158 66H156L157 68H158ZM162 66V65H161ZM166 66V65H165ZM192 66V65H191ZM207 66V65H206ZM217 66H218V64H217ZM222 66V65H221ZM230 66V67H229ZM239 66H241V65H239ZM66 67V66H65ZM68 67H69V65H68ZM67 67V68H68ZM116 67H118L117 65H116ZM129 67V66H128ZM127 66H126V68H122V69H120L118 72H120L121 70H125V69H127L128 68ZM131 67V66H130ZM151 66H149V67H146L147 69L148 68H150ZM163 67H164V64H163ZM168 67H170V64H169V66ZM182 67V66H181ZM189 67V66H188ZM235 67V66H234ZM234 67L232 68V70H234ZM82 68V67H81ZM102 68V67H101ZM100 67H99V69H101ZM104 68H106V67H104ZM110 68V67H109ZM171 68V67H170ZM220 68V67H219ZM227 68V67H226ZM235 68H237V67H235ZM239 68V67H238ZM237 68V69H238ZM260 68V69H259ZM73 69H74V67H73ZM90 69V68H89ZM112 69V68H111ZM110 69V70H111ZM145 69V68H144ZM172 69V68H171ZM178 69H179V67H178ZM188 69H190V68H188ZM236 69V70H237ZM248 69V70H247ZM249 69L250 68H244L243 67V69H241L242 71L243 70H247V71H249ZM252 69V68H251ZM80 70V69H79ZM83 70V69H82ZM95 71L97 70V72H99V70H98V68H96V69H94ZM123 70V71H124ZM138 70V69H137ZM160 70V69H159ZM174 70V69H173ZM232 70L231 71H229V70H227L228 72H232ZM240 70V71H241ZM64 71H67V70H64ZM76 71H78V70H76ZM122 71V72H123ZM126 71V70H125ZM157 71V70H156ZM169 70H167V72H168ZM183 71H184V69H183ZM195 71V70H194ZM194 71H192L193 73H194ZM219 71H222L221 69H219L217 72L218 73H220ZM245 71H243V72H245ZM246 71V72H247ZM252 71V70H251ZM70 72V70L68 71V73ZM85 72V71H84ZM90 72V71H89ZM94 72V71H93ZM96 72V74L95 75H97L98 73ZM117 72V71H116ZM150 72V71H149ZM185 72H187V71H185ZM189 72V71H188ZM187 72V73H188ZM197 72V71H196ZM245 72V73H246ZM64 73H66V72H64ZM67 73V74H68ZM71 73V72H70ZM69 73V74H70ZM91 73V72H90ZM104 73V72H103ZM102 73V74H103ZM106 73H107V71H105V77L107 76L106 75ZM174 73V72H173ZM233 73V72H232ZM238 73V72H237ZM245 73H241V75L243 74H245ZM263 73V74H262ZM57 74V75H56ZM68 74V75H69ZM73 74V73H72ZM107 74H110L109 72L107 73ZM117 74H120V76H121V73H117ZM130 74L132 75L133 74V72H130ZM130 74H128V76H130ZM138 74H139V71H138ZM142 74V73H141ZM178 75H179V73H177ZM224 74H225V71H224ZM224 74H220V75H224ZM227 74V73H226ZM234 74V73H233ZM232 74V76L234 77V75ZM247 75H249V72L248 73H246ZM245 74V75H246ZM56 75V76H55ZM80 75H81V73L79 74V77H80ZM90 75V74H89ZM101 75V74H100ZM136 75V74H135ZM158 75V74H157ZM181 75V74H180ZM191 75H192V73H191ZM197 75V76H196ZM228 76H229V74H227ZM227 75H226V77H227ZM238 75H240V73L239 74H237L236 75V77L238 76ZM240 75V76H241ZM244 75V76H245ZM260 75V76H259ZM53 76H55V80H54V77ZM61 76H62V74H61ZM70 76V75H69ZM73 76L75 77L76 75H74L73 74ZM109 76V75H108ZM112 76V75H111ZM110 76V77H111ZM115 76V75H114ZM125 76L127 77V74H125ZM172 76V75H171ZM195 76L196 77H198V76H200V75H198V74H195ZM217 76V75H216ZM239 76V77H240ZM77 77V76H76ZM78 77V78H79ZM92 77V76H91ZM94 77V76H93ZM98 77V76H97ZM101 77H102V75H101ZM117 77H118V75H117ZM126 77H124V79H126V81H128L127 80V78ZM136 77H138L137 75H136ZM153 77V76H152ZM173 77H175L174 75H173ZM172 77V78H173ZM177 77V76H176ZM188 77H189V75H188ZM191 77H193V76H191ZM201 77V76H200ZM203 77V76H202ZM220 77V76H219ZM230 77V76H229ZM232 77V78H233ZM243 77V76H242ZM242 77H240V78H242ZM246 77V76H245ZM247 77H249V76H247ZM251 77V76H250ZM262 77H261V79L260 80H258V82H260L261 80L263 81V79H262ZM62 78V79H61ZM66 78H71V77H66ZM81 78H83V77H80V79ZM120 78V77H119ZM132 78H133V75H132ZM131 78V79H132ZM164 78V77H163ZM165 78H166V76H165ZM164 78V79H165ZM221 78H222V76H221ZM231 78V79H232ZM235 78V77H234ZM252 78V77H251ZM63 80V81H61V80ZM75 79H77V78H75ZM84 79V78H83ZM97 79V78H96ZM103 79H104V77H103ZM106 79L108 80L109 79V77L107 78H105V81H106ZM114 78H111V80H113ZM123 79V80H124ZM134 79V78H133ZM152 79V78H151ZM150 79V80H151ZM159 79H160V77H159ZM171 79V78H170ZM170 79H169V81H170ZM179 79H182V78H179L178 77V80ZM189 79H191V78H189ZM194 79V78H193ZM199 79V78H198ZM198 79H194V82H198V81H195V80H198ZM209 79V78H208ZM220 79V78H219ZM238 79V78H237ZM247 79V78H246ZM253 79H255V78H253ZM252 79V80H253ZM110 80V79H109ZM110 80V81H111ZM122 80V79H121ZM158 80V79H157ZM172 80V79H171ZM183 80V79H182ZM192 80V79H191ZM203 80H205V79H202L201 81H203ZM224 80H227V78H225ZM241 79H239L238 81H240ZM251 80V81H252ZM78 81V80H77ZM82 81H84V80H82ZM86 81H88V80H86ZM92 81V80H91ZM136 81H138V83H136V84H141L142 82H140L141 81V79H140V81H139V77L137 78V80ZM148 81V78L146 79V82ZM161 81V80H160ZM167 81V80H166ZM173 81V80H172ZM175 81V80H174ZM185 81V80H184ZM228 81V80H227ZM247 81H248V79H247ZM249 81H250V79H249ZM254 81V80H253ZM252 81V82H253ZM64 82H67V86H69L70 84V82L69 81H64ZM89 82V81H88ZM87 82V83H88ZM94 82V81H93ZM100 82V81H99ZM103 82V81H102ZM107 83H108V81H106ZM115 82L117 83V84H119L118 83V81H117V79L115 80ZM114 82V83H115ZM128 82H130V81H128ZM128 82L125 84V85H122V87H124V86H128ZM133 82V81H132ZM140 82V83H139ZM145 82V83H146ZM150 82V81H149ZM159 82V81H158ZM171 82V81H170ZM176 82V81H175ZM226 82V81H225ZM233 82V81H232ZM255 82V81H254ZM264 82V81H263ZM71 83H72V81H71ZM81 83V85L83 84L82 82H79V84ZM95 83V82H94ZM104 83V82H103ZM111 83V82H110ZM135 83V82H134ZM163 83H166L165 81H163ZM177 83H178V81H177ZM199 83H201L200 85H202L203 83L202 82H199ZM205 83H209V82H205ZM205 83H204V85H205ZM69 84V85H68ZM85 84H86V82H85ZM89 84H91L92 85V83L90 82ZM122 84H124V83H122ZM130 84H131V82H130ZM129 84V85H130ZM167 84V83H166ZM74 83L72 84V88L75 90V88H74ZM99 85V84H98ZM110 85H113V83L112 84H110ZM109 84H108V87L110 86ZM135 84H133V86H134ZM204 85H202V86H204ZM64 86H66V85H64ZM77 85H75V87H76ZM80 86V85H79ZM85 86V85H84ZM97 85H94V87H96ZM119 86V85H118ZM133 86H130V87H132V88H135V86L133 87ZM164 86V85H163ZM71 87V86H70ZM90 87V86H89ZM92 87V86H91ZM122 87L121 86H119V88H121L122 89ZM136 87H138V85L136 86ZM143 87V86H142ZM141 87V88H142ZM165 87V86H164ZM163 87V88H164ZM201 87V86H200ZM65 88V89H64ZM71 88V89H72ZM101 88V87H100ZM100 88H99V93L100 92H102V91H100ZM106 88V87H105ZM110 88V87H109ZM167 88V87H166ZM178 88V87H177ZM181 88H183V87H181ZM70 89V88H69ZM81 88H78L77 90H79V91H81L80 90ZM113 89V88H112ZM117 89H118V87H117ZM121 89H120V91H121ZM137 89V88H136ZM145 89V88H144ZM175 89V88H174ZM184 89V88H183ZM242 89V88H241ZM85 90H86V88H85ZM85 90H84V92H85ZM88 90V89H87ZM92 90V89H91ZM103 90V89H102ZM106 90V89H105ZM122 90H125V88L124 89H122ZM130 90V89H129ZM132 90V89H131ZM141 90V91H140ZM138 89L137 90V93L140 91V92H142V89ZM147 90H148V88H147ZM233 90V89H232ZM247 90H249V88L247 89ZM247 90H245V91H247ZM72 91V90H71ZM71 91H69V93H71ZM89 91V90H88ZM95 91V90H94ZM97 91V92H98ZM112 91V90H111ZM119 91V89L117 90V92ZM119 91V92H120ZM126 91V90H125ZM144 91V90H143ZM165 91V90H164ZM236 91H238V89H236L234 92H236ZM68 92V91H67ZM84 92H83V94H84ZM91 92H93V91H91ZM97 92H93V93H96V95H98V93ZM132 91H128V95H132V93L134 92V90H133V92L131 93ZM160 92V91H159ZM176 92V91H175ZM175 92H174V95H175ZM229 92V91H228ZM227 92V93H228ZM73 93H76V92H73ZM77 93H78V91H77ZM88 93V92H87ZM86 93V94H87ZM103 93L104 92H102V93H100L101 95H102V97L104 96V97H108L107 96V94L106 95H103ZM105 93H108V95H110V93H112V92H107V91H105ZM114 93V92H113ZM129 93H131V94H129ZM155 93V92H154ZM160 93H164L165 95L168 93V91H167V93L166 92H160ZM159 93V94H160ZM177 93H181V92H177ZM231 92H229V94H230ZM232 93H233V91H232ZM241 93V92H240ZM240 93H239V95H240ZM248 93V92H247ZM79 94V93H78ZM89 94V93H88ZM121 94V93H120ZM124 94H127V93H124ZM140 94V93H139ZM145 94V93H144ZM147 94V93H146ZM145 94V95H146ZM206 94H208L207 92H206ZM206 94H204V92H203V95H206ZM219 94V93H218ZM228 94V95H229ZM248 94H250V93H248ZM65 95H67L66 93H65ZM71 95H73L74 96V94H71ZM114 95H118V94H114ZM114 95H113V97H114ZM123 95V94H122ZM121 95V96H122ZM142 95H143V93H142ZM141 95V96H142ZM144 95V96H145ZM149 95V94H148ZM167 95H169V94H167ZM178 95V94H177ZM177 95H176V97H177ZM222 95V94H221ZM220 95V97L219 98H222V96ZM228 95H227V97H228ZM231 95V94H230ZM230 95H229V97H230ZM236 95H237V93H236ZM236 95H235V97H236ZM238 95V96H239ZM242 95V94H241ZM244 95V94H243ZM68 96V95H67ZM83 96V95H82ZM92 96V95H91ZM100 96V95H99ZM136 96H137V94H136ZM179 96V98H180V95H178ZM218 96V95H217ZM232 97H233V95H231ZM71 97V96H70ZM81 97V96H80ZM88 97H89V95H88ZM97 97V96H96ZM102 97H100V98H102ZM110 97H111V95H110ZM125 97H126V95H125ZM140 96H138V98H139ZM165 97V96H164ZM172 97V96H171ZM174 97V96H173ZM204 97V96H203ZM206 97V96H205ZM232 97H230V99L232 98ZM84 98V97H83ZM87 98V97H86ZM116 98V97H115ZM117 98H120V97H117ZM129 98H131L130 96H129ZM129 98H127V101H129ZM144 98V97H143ZM142 97H140V103L142 104V102L141 101H143L142 99H143ZM149 98V97H148ZM160 98V97H159ZM208 98V97H207ZM224 98V97H223ZM73 99V98H72ZM71 99V100H72ZM85 99V98H84ZM82 100V98H80V101L79 102H81L82 103V101L84 102L85 100H87V99H85V100ZM110 99V98H109ZM108 99V100H109ZM114 99V98H113ZM136 98H134V100H135ZM166 99V98H165ZM229 99V98H228ZM227 99V100H228ZM239 99H241V98H239ZM67 100V99H66ZM79 100V99H78ZM82 100V101H81ZM105 99H103L102 98V100H97V101H101V102H103ZM107 100V101H108ZM122 100V99H121ZM133 100V99H132ZM234 100V99H233ZM68 101V100H67ZM106 101V100H105ZM112 101V100H111ZM116 101V100H115ZM117 101H119V100H117ZM136 101H139V100H136ZM230 101V100H229ZM86 102V101H85ZM131 102H133V104H134V101H131ZM99 103V102H98ZM124 103V106H123V108L122 109H124V107H127V110H128V103L126 102V100H125V102H123ZM130 103V102H129ZM73 104H74V100H73ZM76 104H77V102H76ZM82 104H87V103H82ZM89 104H95V102L93 101V103H88V106H91V105H89ZM120 104V103H119ZM122 104V103H121ZM137 104V103H136ZM79 105V104H78ZM97 105V104H96ZM96 105H93V107H96ZM102 105H103V103H101V107H102ZM106 105V107L108 106L107 104H105ZM110 105V104H109ZM123 105V104H122ZM127 105V106H126ZM130 105H132L131 103H130ZM87 106V105H86ZM87 106V107H88ZM99 106V105H98ZM121 106V105H120ZM119 106V107H120ZM135 106V105H134ZM144 106V105H143ZM143 106L141 105V106H139V107H141V110H142V108H143ZM66 107H67V104H66ZM76 107V106H75ZM74 107V108H75ZM87 107H85L84 106V108H82V110H84L85 108H87ZM103 107H104V105H103ZM103 107H102V109H103ZM133 106H131V108H132ZM71 108V107H70ZM89 109H90V107H88ZM88 108H87V110H88ZM98 108V107H97ZM109 108H110V106H109ZM112 108H114V110H115V107H114V105H113V107ZM117 108V107H116ZM67 109H69V108H67ZM92 109V108H91ZM94 109H96V108H94ZM107 108H105V110H106ZM121 109V108H120ZM138 110H137V112L138 111H141V110H139L140 108H137ZM86 109H85V111H87ZM107 110H109V109H107ZM106 110V111H107ZM117 110V109H116ZM126 110V109H125ZM126 110V111H127ZM74 111V110H73ZM76 111V110H75ZM85 111H82V113L83 112H85ZM99 111H100V108H99ZM112 111V109L109 111V112H111ZM119 111V110H118ZM117 111V112H118ZM122 111V110H121ZM120 111V112H121ZM125 111V112H126ZM68 112H70V111H68ZM72 112V111H71ZM78 112H80V111H78ZM108 111H107V113H109ZM115 112V111H114ZM74 113V112H73ZM73 113H72V115H73ZM89 113V112H88ZM87 113V114H88ZM106 113V112H105ZM66 114H68V113H66ZM75 114V113H74ZM77 114V113H76ZM79 114H81V113H79ZM87 114H81V115H87ZM93 114V113H92ZM96 114V113H95ZM99 114V113H98ZM71 115V116H72ZM112 115V114H111ZM110 115V113H109V116H107V117H109L110 119H112V120H114L113 118H115L113 115V117H110L111 116ZM67 116V115H66ZM68 116H69V114H68ZM70 116V117H71ZM74 116H78V115H74ZM88 116V115H87ZM99 116H102V115H99ZM116 116H117V113H116ZM124 116V115H123ZM69 117V118H70ZM80 117V116H79ZM91 116H89V118H90ZM103 118H105L104 117V115L102 116ZM81 118L83 119L84 118V121H85V116H81ZM101 118V117H100ZM99 118V119H100ZM66 119H67V117H66ZM75 120H76V122H77V118H74ZM120 118H118L117 119V122L119 121L120 122V120H119ZM75 120H73V121H75ZM78 120H80V118L78 119ZM93 120H94V116H93ZM98 120V119H97ZM111 120V121H112ZM121 120H123V119H121ZM125 120V119H124ZM131 120V119H130ZM69 121V120H68ZM90 121V120H89ZM95 121V120H94ZM94 121H92V122H94ZM100 121H101V125L102 126H104V125H106V121H103V120H101L100 119ZM86 123H88V121H85ZM96 122V121H95ZM103 122V123H102ZM104 122H105V124H104ZM68 123H70V121L68 122ZM67 123V124H68ZM80 123V122H79ZM78 123V124H79ZM108 123H111L110 121H108L107 122V125L105 126V127H109L108 125ZM125 123H127V122H125ZM125 123H123V121H122V123H120V124H125ZM73 125H74V123H72ZM77 124V125H78ZM82 124V123H81ZM80 124V125H81ZM89 124V123H88ZM99 124V125H100ZM115 124H116V122H115ZM118 124V123H117ZM129 124V123H128ZM66 125V124H65ZM69 126H70V128L72 127L71 126V124H68ZM80 125H78L79 127H81ZM85 125V124H84ZM92 125V124H91ZM100 125V126H101ZM111 125H113V124H111ZM130 125V124H129ZM117 126V129L119 128L118 126H120V125H116ZM115 126V127H116ZM65 127H67V125L65 126ZM76 127V126H75ZM91 127V126H90ZM94 127H96V126H93V127H91L92 129H94ZM97 127H99V126H97ZM111 127V126H110ZM128 127V126H127ZM99 128H101V127H99ZM68 129H69V127H68ZM71 129H73L74 130V128L72 127ZM81 130L80 131H82V129H83V131H85L86 132V130H88V128L86 129V130H84L85 128H83V127H81L80 128ZM106 129V128H105ZM109 129H111V128H109ZM113 129V128H112ZM111 129V130H112ZM116 129V130H117ZM129 129V128H128ZM100 130V129H99ZM115 130V131H116ZM119 130V129H118ZM64 131V132H63ZM70 131V130H69ZM72 131V130H71ZM73 132H75V131H73ZM70 133V134H72V135H75L76 134V132H75V134L74 133ZM85 132H83V133H85ZM89 132L91 133L92 131H90V129H89ZM89 132H86L87 134H90ZM118 132V131H117ZM123 132V131H122ZM127 132H128V130H127ZM78 134H79V132H77ZM110 133H112V132H110ZM116 133V132H115ZM81 134H82V132H81ZM95 135H96V133H94ZM101 134H103V133H101ZM100 134V135H101ZM107 134V133H106ZM123 134V133H122ZM122 134H121V136H122ZM127 134V133H126ZM94 135V136H95ZM99 135V136H100ZM104 135L105 134H103V135H101L102 137H104ZM111 135V134H110ZM63 136V137H62ZM80 136V135H79ZM91 135H87V137H89L88 139H90L91 137H90ZM98 136V137H99ZM100 136V137H101ZM112 136V135H111ZM113 136H114V131H113ZM112 136V137H113ZM69 137V139L71 138L70 136H68ZM77 137V136H76ZM81 137V136H80ZM82 137H84V136H82ZM107 137V136H106ZM122 137H124V136H122ZM126 137V136H125ZM74 138V137H73ZM105 138V137H104ZM103 138V139H104ZM108 138V137H107ZM111 138V137H110ZM113 138H115V137H113ZM72 139V138H71ZM70 139V140H71ZM82 139V138H81ZM80 139V140H81ZM84 139H86L85 137H84ZM102 139V140H103ZM66 140H68V139H66ZM75 140H79L78 138H74V140L73 141H75ZM83 140V139H82ZM95 140H96V137H95ZM101 139L99 140V141H102ZM105 140V139H104ZM103 140V141H104ZM112 140V139H111ZM111 140L109 141L110 143H112L113 142V140H112V142H111ZM125 140V139H124ZM128 140V139H127ZM72 141V142H73ZM89 141V140H88ZM88 141H86V142H88ZM98 141V143L100 144V142ZM107 141H108V139H106L104 142H106L107 143ZM68 142V141H67ZM76 142L77 141H75V144L74 145H76L77 146V144H76ZM85 142V143H86ZM95 142V141H94ZM97 142V141H96ZM124 142V141H123ZM79 143H82V142H79ZM97 143V144H98ZM69 144H71L72 145V143H69ZM89 144H91V140H90V142H89ZM98 144V145H99ZM124 144V143H123ZM68 145V143L66 144V146ZM79 145H81V144H79ZM96 145V144H95ZM97 145V146H98ZM109 146H106V147H112L111 145L112 144H108ZM68 146H70V145H68ZM67 146V147H68ZM76 146H74V147H76ZM85 146L87 147V149H89V145H84V148H85ZM96 146V147H97ZM102 146V145H101ZM113 146H115L114 144H113ZM74 147H72V148H70L69 147V149H66L69 153H71V151H70V149L72 150ZM103 147V146H102ZM106 147H103V149L104 148H106ZM76 148H78V147H76ZM75 148V149H76ZM91 148V147H90ZM95 148V147H94ZM112 148H114V147H112ZM24 149H26V151L24 150ZM86 149V150H87ZM96 149V148H95ZM103 149H102V151H103ZM114 149H117V148H114ZM7 150H11L10 152H7ZM21 150H24L23 152H21ZM74 150V149H73ZM94 150V149H93ZM98 151L100 150V149H97ZM83 151V150H82ZM97 151V152H98ZM112 151V150H111ZM67 152V153H68ZM76 152H80V149H79V151H76ZM87 152H88V150H87ZM86 152V153H87ZM105 152V151H104ZM104 152H102V153H104ZM66 153V152H65ZM71 154H73V153H71ZM71 154H69V155H71ZM96 154V153H95ZM74 155V154H73ZM87 155V154H86ZM93 155V153L91 154V156ZM106 156H108L107 155V153L105 154ZM109 155H110V153H109ZM75 157H78L76 154H75ZM81 157H83V155L81 156ZM89 157V156H88ZM94 157V156H93ZM93 157H91V159H93ZM102 157H105L104 155L102 156ZM110 157H112V156H110ZM114 157V156H113ZM73 158V157H72ZM79 158H80V156H79ZM90 158V157H89ZM95 158V157H94ZM96 158H99L98 156L96 157ZM95 158V159H96ZM67 159V158H66ZM71 159V158H70ZM69 159V161H71ZM77 159V158H76ZM83 159H85V157H83ZM86 159H88V158H86ZM85 159V160H86ZM100 159L101 158H99V161H100ZM104 159V158H103ZM103 159L101 160V161H103ZM77 160H79V159H77ZM77 160H72L70 163H72L73 161H77ZM97 160V159H96ZM108 160V159H107ZM69 161L67 162V163H69ZM82 161V160H81ZM112 161V160H111ZM90 162V161H89ZM94 162V161H93ZM105 162H107V161H105ZM84 163V162H83ZM98 164V163H97ZM102 164V163H101ZM100 165V164H99ZM100 172V171H99ZM101 172H103V171H101ZM99 174V173H98ZM103 174L105 175V174H107L106 172L104 173L103 172ZM8 175H11V173L9 172L8 173ZM101 175V174H100ZM99 175V176H100ZM103 176V175H102ZM102 178V177H101ZM0 193H1V191H0Z\"/></svg>",
	"mask_w": 264,
	"mask_h": 264
},
{
	"label": "crops",
	"instance_id": "crops-1",
	"mask_svg": "<svg viewBox=\"0 0 264 264\" xmlns=\"http://www.w3.org/2000/svg\"><path fill=\"white\" fill-rule=\"evenodd\" d=\"M206 217H209V214H206ZM198 260H199V258L196 257V258H195V261L198 262ZM238 260H240V262H243V263L247 262V258H246V256H241ZM251 261H252L254 264H259V259H258V257H257L256 255H252V256H251ZM232 264H233V263H232Z\"/></svg>",
	"mask_w": 264,
	"mask_h": 264
}]
</instances>
